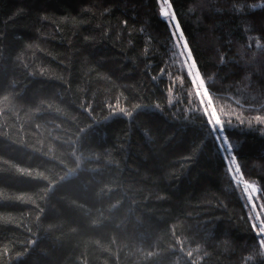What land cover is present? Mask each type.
<instances>
[{"label":"trees","instance_id":"obj_1","mask_svg":"<svg viewBox=\"0 0 264 264\" xmlns=\"http://www.w3.org/2000/svg\"><path fill=\"white\" fill-rule=\"evenodd\" d=\"M173 3L205 79L217 86L216 108L243 112L245 120L264 115L247 110L264 104L253 95L264 87V69L235 62L237 47L264 58V2L207 0L197 9L195 0ZM182 71L154 0H0V98L8 96L0 99V264H141L139 234L158 237L163 251L173 243L174 224L188 238L189 264H256L257 258L246 259L255 233L242 186L233 190ZM109 104L144 107L129 118L109 115ZM261 128L227 125L238 162L258 187L264 183ZM79 129H85L76 151L81 170L50 193L38 228L29 200L47 182L20 175L16 166L50 179L64 176L76 167L68 141L79 140ZM109 180L121 190L101 200L97 194ZM121 195L126 201L113 224L135 201L131 218L118 229L94 226L98 210ZM50 224L56 231L45 233ZM28 240L38 243L17 257ZM186 258L169 251L151 264H185Z\"/></svg>","mask_w":264,"mask_h":264},{"label":"snow or ice","instance_id":"obj_2","mask_svg":"<svg viewBox=\"0 0 264 264\" xmlns=\"http://www.w3.org/2000/svg\"><path fill=\"white\" fill-rule=\"evenodd\" d=\"M205 2H207V0H205ZM262 2H264V0H262ZM154 4L157 14L166 22L169 42L172 44V55L175 58V63L180 64L181 69L183 70V78L191 84L192 90H190L189 95L194 96V98L199 101L198 111L201 113V123L207 130V134L212 139L217 151L223 154L221 156V160L225 174L230 177V183L234 182V191L242 186V194L245 200L244 207L248 209L247 220L250 223V231L255 233L253 243L251 245V252L246 259L253 260L254 258H257L256 264H264V196L259 195L260 192H264V183L258 187L255 181H250L246 178L247 173L243 171V166L238 162L237 155L235 154V147L231 143L230 136L227 134V125H231L234 120L240 126L247 124L249 127H257L258 124H264V115L257 114L245 120L243 112H225L223 109L218 110L216 108L214 105V98L211 93L217 86L215 82L210 83L209 80L205 79L197 60L194 57L190 42L182 29L181 22L178 19L177 12L174 8L173 0H154ZM255 7V4L240 6L234 5L233 11L243 12L247 8ZM105 11L108 10L105 9ZM120 23L125 27L127 26L126 20L121 21ZM141 31H143V29H141ZM107 35L108 32L106 30L102 36L106 37ZM89 39H91V37H85V40ZM129 43H131V41ZM145 51H147V49H145ZM219 59L223 62L226 57L221 55ZM163 71H165V69H161V72ZM40 72L43 74L45 69L41 68ZM107 79L111 80V77H107ZM153 79H155V77H153ZM246 87H250V85H246ZM169 91H171V89H169ZM253 95L258 98H264V87H260L258 91H254ZM0 99L7 100L8 96ZM117 99L119 98L117 97ZM88 104L89 107L85 108L84 111L91 117V102H88ZM236 105L238 108L243 107V105L240 104V101H236ZM142 107H144V105L133 104L132 110H129L126 107H119L118 105L113 106L112 104H109V115L121 114L125 117L132 118L133 112ZM156 107L159 108L160 105H156ZM247 110L249 112H264V104L257 106L255 109L252 105H249ZM254 121L258 122V124H255ZM84 131L85 129H79L76 133L79 140L68 141L69 146L72 148L71 155L75 157L76 160V167L69 169V172L65 173L64 176L56 179H50L43 173H36L33 175L32 170L16 166V172L20 175L30 177L36 183L47 182V187L43 189L42 192L35 193L33 198L29 200V203H31L34 207L35 224L38 228L42 227L41 221L46 219L48 216L47 199L50 196V193L55 191L65 181L68 174H76L81 170V159L76 156V151L78 144L80 147L83 146L82 134ZM261 132H264V128H261ZM185 159H190V157H185ZM61 164H63V161H61ZM96 183H100V181H96ZM109 185H111V187ZM120 190L121 188L119 185H116L114 181L109 180L108 183L99 190L97 195L101 200H111L113 193L119 192ZM16 199L23 201L25 197L21 195L16 197ZM257 199H259L260 203H257ZM125 201L126 197L121 195L119 199H116L113 203L109 204L106 209L98 210V218L94 219L92 224L98 227H115L118 229L122 223H126L127 219L131 218L133 212L136 210V202L133 201V206L125 210L124 218L116 224H113V221L116 219L115 214L124 208ZM42 203L44 204V207H41ZM105 211H107L108 215L104 214ZM143 214L144 213H142V215ZM137 224L138 226H143L140 220H137ZM44 231L45 233L56 231V226L50 224L44 229ZM177 231L178 227L174 224L171 230L173 243L169 244L168 249L163 251L160 250L157 242L159 239L158 237L156 240H152L147 232L139 234L138 238L140 241V248L137 251L142 257L141 264H151V261L156 256L166 255L169 251L182 255V258L186 256L187 258L185 259V264H189V260L193 253L191 250L187 253L184 252L185 239L188 238L181 239V237L177 235ZM28 232L31 233L30 227L28 228ZM190 242L191 241L189 240V243ZM26 243L27 246L24 247L23 251L16 253L17 257L30 254V250L38 243V240H28ZM111 243H116L115 236H113ZM223 243L227 246L229 242L224 241ZM145 245L147 248H151L152 250H145ZM177 245H179V248L176 247ZM192 264H195V262L193 261Z\"/></svg>","mask_w":264,"mask_h":264},{"label":"rangeland","instance_id":"obj_3","mask_svg":"<svg viewBox=\"0 0 264 264\" xmlns=\"http://www.w3.org/2000/svg\"><path fill=\"white\" fill-rule=\"evenodd\" d=\"M195 1H196V9L199 6L203 7V5L205 4L204 0H195ZM200 40H202L201 37ZM235 49L237 53L235 62L238 64L240 63L243 68L252 71H257L259 67L264 69V58H259L258 53L246 51L242 47H237ZM257 203H260L259 199H257Z\"/></svg>","mask_w":264,"mask_h":264}]
</instances>
